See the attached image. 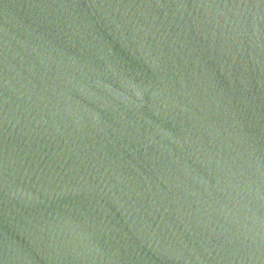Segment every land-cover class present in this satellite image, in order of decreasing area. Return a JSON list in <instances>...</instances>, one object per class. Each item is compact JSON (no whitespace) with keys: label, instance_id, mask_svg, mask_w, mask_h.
I'll return each instance as SVG.
<instances>
[{"label":"water","instance_id":"95a60500","mask_svg":"<svg viewBox=\"0 0 264 264\" xmlns=\"http://www.w3.org/2000/svg\"><path fill=\"white\" fill-rule=\"evenodd\" d=\"M0 264H264V0H0Z\"/></svg>","mask_w":264,"mask_h":264}]
</instances>
